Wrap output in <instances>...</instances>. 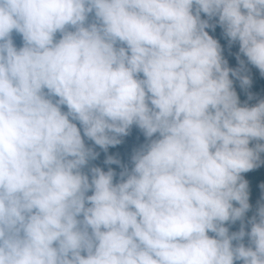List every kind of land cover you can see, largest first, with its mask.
Wrapping results in <instances>:
<instances>
[{
  "label": "clouds",
  "instance_id": "clouds-1",
  "mask_svg": "<svg viewBox=\"0 0 264 264\" xmlns=\"http://www.w3.org/2000/svg\"><path fill=\"white\" fill-rule=\"evenodd\" d=\"M0 264H264V0H0Z\"/></svg>",
  "mask_w": 264,
  "mask_h": 264
}]
</instances>
